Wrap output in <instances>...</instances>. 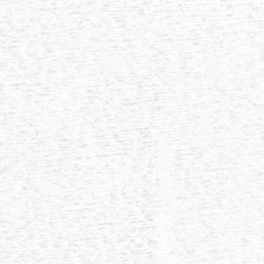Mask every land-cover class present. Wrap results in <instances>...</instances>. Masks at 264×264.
<instances>
[{
	"label": "snow or ice",
	"instance_id": "1",
	"mask_svg": "<svg viewBox=\"0 0 264 264\" xmlns=\"http://www.w3.org/2000/svg\"><path fill=\"white\" fill-rule=\"evenodd\" d=\"M0 264H264V0H0Z\"/></svg>",
	"mask_w": 264,
	"mask_h": 264
}]
</instances>
